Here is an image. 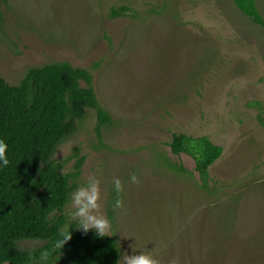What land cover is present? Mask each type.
<instances>
[{
    "label": "rangeland",
    "instance_id": "obj_1",
    "mask_svg": "<svg viewBox=\"0 0 264 264\" xmlns=\"http://www.w3.org/2000/svg\"><path fill=\"white\" fill-rule=\"evenodd\" d=\"M57 61L91 71L112 117L98 131L89 109L55 158L68 173L84 157L76 186L101 179L100 211L120 253L133 254L136 240L137 254L155 249L160 264H264V27L233 0H0V77L17 84ZM175 133L222 147L210 191L195 159L171 152Z\"/></svg>",
    "mask_w": 264,
    "mask_h": 264
},
{
    "label": "trees",
    "instance_id": "obj_2",
    "mask_svg": "<svg viewBox=\"0 0 264 264\" xmlns=\"http://www.w3.org/2000/svg\"><path fill=\"white\" fill-rule=\"evenodd\" d=\"M254 24L264 27L256 0H233ZM127 8H113L111 15ZM82 82L85 85H82ZM88 68L57 61L26 69L17 84L0 77V139L8 145L10 164L0 170V264H43L42 252L53 263L116 264L119 258L114 237L99 238L93 231L71 229V239L57 248L65 229L64 210L81 173L80 156L72 172H64L65 161L55 158L59 146L78 130L89 109L97 116V130L112 123L93 88ZM171 152L195 159L199 188L210 191V167L222 155L221 146L207 137L175 133ZM74 155L78 156L77 150ZM166 160V159H165ZM166 164L180 175L191 172L181 163ZM25 241L41 244L24 247Z\"/></svg>",
    "mask_w": 264,
    "mask_h": 264
},
{
    "label": "clouds",
    "instance_id": "obj_3",
    "mask_svg": "<svg viewBox=\"0 0 264 264\" xmlns=\"http://www.w3.org/2000/svg\"><path fill=\"white\" fill-rule=\"evenodd\" d=\"M10 164L8 156V145L0 139V170L7 168ZM129 180L133 184L139 183V178L135 173L129 176ZM101 179L97 175L90 176L84 183L79 184L69 193L68 206L65 209L64 216L66 219L65 229L60 233V241L57 248H63L64 244L71 239V229L80 230L83 234L93 231L94 235L103 238L111 237L114 233L113 221L106 217L101 211ZM112 190L115 193V199L112 203L113 209L123 208V200L121 194L124 191L121 180L113 178L111 181ZM135 239V238H134ZM137 241L130 244L133 254L122 252L116 261V264H160V260L155 254V249L147 252L141 251L137 254ZM118 246V247H116ZM117 251H120L119 243L115 244ZM40 260L43 264H53V259L48 252H42ZM168 264H177L175 258H171Z\"/></svg>",
    "mask_w": 264,
    "mask_h": 264
}]
</instances>
